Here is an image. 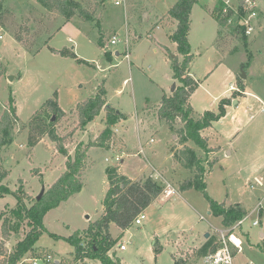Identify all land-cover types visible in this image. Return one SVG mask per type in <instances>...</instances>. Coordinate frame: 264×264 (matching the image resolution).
Here are the masks:
<instances>
[{
    "label": "rangeland",
    "instance_id": "1",
    "mask_svg": "<svg viewBox=\"0 0 264 264\" xmlns=\"http://www.w3.org/2000/svg\"><path fill=\"white\" fill-rule=\"evenodd\" d=\"M79 1L91 12L97 10L93 20L74 17L67 21L35 0H2L0 4V62L5 68L0 78V119L12 109L18 119L14 139L1 154L2 170L8 173L4 184L19 192L29 207L65 172L68 160L47 135L33 148L28 143L34 114L50 99L56 98L67 113L61 120L55 118L54 129L66 138L64 145L71 157L79 144L95 142L106 127L107 113L102 110L82 130L75 110L78 103L104 87L107 102L127 116L114 127L109 148L89 149L82 191L46 215L45 231L35 250L20 264H98L90 259L75 263V248L64 239L101 220L110 168L131 182L153 179L163 189L144 211L141 225L133 223L121 231L111 224L113 239H119L112 256L125 264H207L210 245H221V232L226 234L230 228L221 217L209 214L210 204L203 193L181 191V185L197 175L196 169L180 165L179 153L186 147L196 149L204 160L209 197L227 206L239 204L246 211L243 224L234 231L242 242L240 251L230 244L233 264H264V201L258 209L264 187L249 186L255 178L264 183V0H255L259 16L251 37L238 33L236 24L225 31L220 27L213 10L223 4L221 0H199L193 8L190 68L199 84L190 98L194 116L206 111L218 114L221 101L228 97L231 101L226 116L203 132L215 150L208 155L183 140L184 121L177 118L168 123L158 116L163 95L174 93V84L176 89L182 86L173 78L170 63L175 54L182 59L168 36L176 26L160 21L179 0H128L126 7H116L114 0ZM237 3L232 0L235 9ZM16 34L23 35V43L16 40ZM114 35L121 38L116 45L110 43ZM101 37L104 48L98 44ZM239 86L245 87L244 92H239ZM237 113L240 119L234 117ZM16 204L12 194L0 199V246L4 244L8 254L30 230L25 224L15 232L11 209ZM6 219L12 230L10 240L2 234ZM254 221L257 226L252 225ZM120 244L126 246L124 251ZM48 255L50 262L45 260Z\"/></svg>",
    "mask_w": 264,
    "mask_h": 264
},
{
    "label": "trees",
    "instance_id": "2",
    "mask_svg": "<svg viewBox=\"0 0 264 264\" xmlns=\"http://www.w3.org/2000/svg\"><path fill=\"white\" fill-rule=\"evenodd\" d=\"M0 0V4H1ZM49 11L59 12L67 21L74 17H79L85 22L91 21L96 15L97 10L92 12L83 6L79 0H35ZM199 0H179L168 11L167 16L177 22V28L171 35L170 39L177 45L178 52L183 56L182 60L178 56H172L171 69L175 81H180L182 86L178 87L171 95H163L162 102L158 107V116L161 120L172 123L180 118L185 123L183 134L184 141H191L206 155L214 152L213 148L208 145L207 138L203 132L212 127L214 122L223 119L226 114V107L230 104L229 98H224L220 103L219 113L206 111L204 114L194 116V110L190 104V98L196 90L198 81L190 74V65L193 59L192 47L189 41L191 31V15L193 8ZM213 10V16L223 29H229L228 19L233 15L228 11L223 13L224 5L219 4ZM0 24L2 18L0 16ZM101 27V26H100ZM222 29V30H223ZM222 31H219L221 36ZM18 42L23 43L22 34H16ZM100 47L104 48L103 37L98 40ZM111 54L108 53V58ZM5 74V68L0 62V78ZM239 92L245 90V87L239 86ZM107 91L103 87L95 96L78 103L76 106V115L78 126L84 130L86 127L105 110L106 127L95 142L88 145L79 144L74 156L71 157L64 143L65 137H60L54 129L55 118L61 120L67 113L63 112L57 103V99H50L45 106L34 114L29 126L28 143L30 147H35L46 135L57 143L58 151L68 160L66 170L58 180L45 191L40 199L36 198L34 203L29 207L25 199L19 195V192H13L4 184L8 173L2 170V151L14 139L12 133L17 126V113L15 109L6 110L0 119V199L7 195H13L17 204L11 209L14 217V230L18 231L21 226L27 224L30 230L26 232L25 237L20 240L14 251L6 253L4 244L0 246V258H3L0 264H20L22 260L35 250V246L40 236L45 231L44 219L53 209L59 207L63 202L68 201L72 196L78 194L83 189L82 174L86 168L88 151L92 147L109 148L113 139L114 127L127 116L115 107L111 106L107 100ZM49 117H44L45 115ZM51 115V116H50ZM180 154V165L185 169L193 171L196 169L197 175L187 179L181 185V191L196 189L203 193L210 204L211 214L221 217L223 224L227 228L235 226L241 219L246 216V211L239 204L227 206L226 203H219L209 197L207 193L206 171L204 160H202L196 149L186 147ZM212 170V169H211ZM109 179V190L104 200V215L101 220L92 223L88 229L82 232H76L69 238H65L75 248V263L90 259L98 264H125L120 257L112 256L110 252L118 244L119 239H113L110 233L111 224H115L120 230L125 231L131 227L135 218L161 196L162 185L153 179L145 181L131 182L125 177L119 176L112 168L107 170ZM22 190V188H21ZM2 234L4 239L10 240L12 230L8 219L2 224ZM52 235V234H51ZM60 239L58 235H52ZM222 247L218 243L210 245L212 253H215ZM174 264H185L176 261Z\"/></svg>",
    "mask_w": 264,
    "mask_h": 264
},
{
    "label": "built area",
    "instance_id": "3",
    "mask_svg": "<svg viewBox=\"0 0 264 264\" xmlns=\"http://www.w3.org/2000/svg\"><path fill=\"white\" fill-rule=\"evenodd\" d=\"M224 9L223 13L226 15L228 11H232L233 15L228 19L227 24L234 25L236 24L238 27V33L242 32L245 37H251L255 34L256 28H257V19L259 16V11H258V6L255 0H238V5L237 8L235 9L232 5V0H221ZM128 3V0H114V5L116 7H126ZM234 22V23H233ZM128 34L126 35V41L125 43L127 44V54L126 57H129V39H128ZM1 38V37H0ZM119 42H121V38L118 35H114L110 41L112 45H116ZM253 108L251 107L250 110ZM261 113H264V103L262 104L261 107ZM253 117V116H252ZM117 161H120L119 158H116ZM249 186L251 189L255 188H263L264 183L263 179H254V182H250ZM264 193V191H263ZM172 192H170V195ZM264 201L263 199H260L259 207L260 209L262 207ZM246 216L241 219L235 226L231 227L225 232H221V238H222V247L219 248L215 253H211L206 257V263L207 264H233V252L231 250L230 244H232L237 251H240L242 242L237 243L234 241V238L236 237L234 234V231L238 229L244 222ZM146 219L145 212L140 213L134 220V224L136 225H141L143 221ZM253 226H257L258 222L254 221L252 223ZM227 234H229L227 236ZM119 249L121 251H124L126 249V246L124 244L119 245ZM47 262H50L52 260V257L48 255L45 259ZM34 264H39L38 261H35Z\"/></svg>",
    "mask_w": 264,
    "mask_h": 264
},
{
    "label": "crops",
    "instance_id": "4",
    "mask_svg": "<svg viewBox=\"0 0 264 264\" xmlns=\"http://www.w3.org/2000/svg\"><path fill=\"white\" fill-rule=\"evenodd\" d=\"M127 5H128V3H127ZM170 10V9H169ZM168 10V11H169ZM168 11H167V13L160 19V21L161 22H163V24H165V26H167V25H172V26H176V28H177V22L176 21H174V20H172V19H170L168 16H167V14H168ZM157 27V26H156ZM176 28H174L170 33H169V39H170V37H171V35L174 33V31L176 30ZM224 31H225V29H224ZM226 33H227V30H226ZM128 36H129V34H128ZM224 37H225V34H224ZM152 38L153 39H155V37H153L152 36ZM170 41H171V39H170ZM174 43V42H173ZM175 44V43H174ZM176 45V44H175ZM165 48H167L169 51H171V49H169L167 46H165ZM177 52H178V49H177ZM192 54V53H191ZM173 56H178L177 54H175V55H173ZM192 56H194L193 54H192ZM182 58H183V56H182ZM182 60V59H181ZM193 60V59H192ZM170 63H171V60H170ZM192 63V62H191ZM190 73H191V68H190ZM192 77H193V75L192 74H190ZM194 78V77H193ZM195 79V78H194ZM196 80V79H195ZM197 81V80H196ZM171 94V93H170ZM170 94H168V95H170ZM244 94V93H243ZM244 96H246L245 94H244ZM228 98H230V97H228ZM230 110V108L228 107L227 108V111H229ZM236 119H240V114L239 113H237V114H235V116H234ZM228 155H231L230 153H228ZM168 185H170L169 184V182L167 183ZM171 186V185H170ZM173 186H171V188H172ZM173 189V188H172ZM172 192H174V189H173V191ZM173 194V193H172ZM209 214H211V212H209ZM122 231V230H121ZM207 237H208V235H207ZM235 238H237V237H235Z\"/></svg>",
    "mask_w": 264,
    "mask_h": 264
},
{
    "label": "water",
    "instance_id": "5",
    "mask_svg": "<svg viewBox=\"0 0 264 264\" xmlns=\"http://www.w3.org/2000/svg\"><path fill=\"white\" fill-rule=\"evenodd\" d=\"M117 55H119V53H117ZM241 78L245 79V78H246V75L243 74ZM13 79H14V77H11V78H10V80H13ZM175 90H176V84H174V86H173V92H174ZM53 121H54V118H53ZM44 192H45V189L42 190V192L38 195L37 198L40 199L41 196L44 194ZM87 218H89V217H87ZM56 264H60V262L58 261V262H56Z\"/></svg>",
    "mask_w": 264,
    "mask_h": 264
},
{
    "label": "bare ground",
    "instance_id": "6",
    "mask_svg": "<svg viewBox=\"0 0 264 264\" xmlns=\"http://www.w3.org/2000/svg\"><path fill=\"white\" fill-rule=\"evenodd\" d=\"M234 241H236L237 243H240L238 238H234Z\"/></svg>",
    "mask_w": 264,
    "mask_h": 264
}]
</instances>
